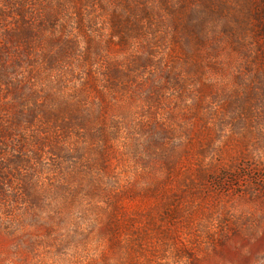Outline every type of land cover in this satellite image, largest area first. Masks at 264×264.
<instances>
[{"label":"rangeland","instance_id":"rangeland-1","mask_svg":"<svg viewBox=\"0 0 264 264\" xmlns=\"http://www.w3.org/2000/svg\"><path fill=\"white\" fill-rule=\"evenodd\" d=\"M0 47V172L41 138L71 180L7 188L0 264H264V0H0Z\"/></svg>","mask_w":264,"mask_h":264},{"label":"trees","instance_id":"trees-1","mask_svg":"<svg viewBox=\"0 0 264 264\" xmlns=\"http://www.w3.org/2000/svg\"><path fill=\"white\" fill-rule=\"evenodd\" d=\"M4 54L3 49L0 47V60ZM17 68L3 66L0 68V81H5V87L8 89V95L13 96V100H20L24 93V89H18V80H16L15 72ZM12 105V102L8 103ZM6 103V105H8ZM33 111V109H31ZM97 112H89L82 115V120L91 123L94 119H97ZM57 115L56 113H47L44 117V122L48 123L53 120ZM19 120L14 121L18 123ZM42 123V122H41ZM58 127V126H57ZM92 131V130H88ZM37 146L31 156L18 155L10 160L4 170L0 172V200H6L9 198L7 188H12L16 185L15 190L11 196L10 202L18 204L23 200L27 204L28 201H32L35 206L50 208H59L58 206L65 207L68 204V199L71 196L69 193V178L67 175V158L68 154L64 157L57 152L51 150L48 152L50 155L55 156L51 158L47 164L42 162L41 157H38L40 146L52 147L44 145L41 142V138H34ZM39 145V146H38ZM42 147V148H44ZM40 154V153H39ZM50 157V156H49ZM20 197V198H19ZM8 200V201H9ZM61 204V205H60ZM66 208V207H65Z\"/></svg>","mask_w":264,"mask_h":264}]
</instances>
